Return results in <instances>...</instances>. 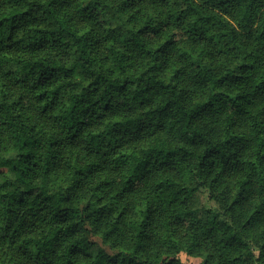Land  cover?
Returning a JSON list of instances; mask_svg holds the SVG:
<instances>
[{
    "label": "trees",
    "instance_id": "1",
    "mask_svg": "<svg viewBox=\"0 0 264 264\" xmlns=\"http://www.w3.org/2000/svg\"><path fill=\"white\" fill-rule=\"evenodd\" d=\"M181 252L264 264V0H0V264Z\"/></svg>",
    "mask_w": 264,
    "mask_h": 264
},
{
    "label": "rangeland",
    "instance_id": "2",
    "mask_svg": "<svg viewBox=\"0 0 264 264\" xmlns=\"http://www.w3.org/2000/svg\"><path fill=\"white\" fill-rule=\"evenodd\" d=\"M179 256L184 264H199L201 261L200 257L190 256L185 252H181Z\"/></svg>",
    "mask_w": 264,
    "mask_h": 264
},
{
    "label": "clouds",
    "instance_id": "3",
    "mask_svg": "<svg viewBox=\"0 0 264 264\" xmlns=\"http://www.w3.org/2000/svg\"><path fill=\"white\" fill-rule=\"evenodd\" d=\"M126 35H127V33H126Z\"/></svg>",
    "mask_w": 264,
    "mask_h": 264
}]
</instances>
